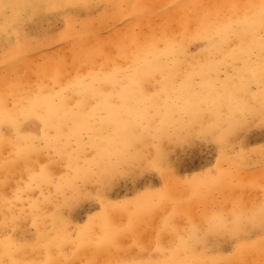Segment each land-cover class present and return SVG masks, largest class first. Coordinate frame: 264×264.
<instances>
[{
    "label": "bare ground",
    "instance_id": "obj_1",
    "mask_svg": "<svg viewBox=\"0 0 264 264\" xmlns=\"http://www.w3.org/2000/svg\"><path fill=\"white\" fill-rule=\"evenodd\" d=\"M8 2H54L77 7L26 19L23 25L52 27L54 19L61 16L65 22L63 38L47 32L39 36L43 46L61 39L69 42L70 56L58 48L41 50L45 62L36 65L20 54L34 43L33 36L23 30L19 45L12 51L5 49L0 36V63L11 65L0 72V259L5 258V232L20 238L14 232L18 227L26 238L28 226L35 231L14 259L32 264H72L62 262L69 248L73 258L84 259L94 253L86 264H98L109 253L112 260L124 261L132 249L126 246L129 232L139 244L136 251L140 249V259H148L149 253L151 259L162 258L154 251L157 245L169 248L179 236L196 235L216 241L207 247L209 257L226 256L223 238L207 233L209 218L220 213L205 211L195 216L194 224L186 226L185 234L177 238L167 228L154 240L145 241L147 233L141 228L171 210L175 213L171 219L177 221L197 201H206V196L194 189L184 202L169 206V196L185 195L186 181L178 182L173 173L177 163L170 161L178 148L214 142L222 157L264 158L261 147L252 146L250 139L240 134L242 130L264 129L258 98L254 100L244 91L252 75L247 69L258 62V37L217 35L218 29L242 18L245 12L229 5L259 4L260 0ZM93 11L100 20H94ZM107 18L123 19L132 26L130 32L119 39L117 29L111 26V32L104 33L96 25L112 20ZM78 19L82 25L75 28ZM149 34L152 39L135 44L136 38ZM12 71L13 75L7 74ZM251 87L257 91L255 84ZM5 98L11 102L10 112L4 109ZM245 106L253 107L255 115L239 112ZM6 119L17 126L18 136L10 134ZM202 132L208 135L200 138ZM187 139L193 142L187 143ZM154 159L162 161L156 171L165 184V199L154 202L146 190L118 202L107 199L114 173L128 172L129 160L135 162L134 169H145L151 168L148 165ZM208 174L219 192H237L245 197L244 203L250 201L246 198L254 187L245 183V176L232 185L227 168L210 169ZM97 192L103 193V208L86 225L71 224L66 208ZM257 198L264 199V190ZM129 208L133 209L132 217L127 216ZM249 210L242 207L235 213ZM124 215L131 222L120 230L117 223ZM101 235L112 243L92 249L90 244ZM140 240H144L142 244ZM245 258L264 264L259 244Z\"/></svg>",
    "mask_w": 264,
    "mask_h": 264
},
{
    "label": "rangeland",
    "instance_id": "obj_2",
    "mask_svg": "<svg viewBox=\"0 0 264 264\" xmlns=\"http://www.w3.org/2000/svg\"><path fill=\"white\" fill-rule=\"evenodd\" d=\"M163 8H157V11L161 10ZM92 17H94V20H100L99 14L96 11L92 12ZM123 17V16H122ZM127 19L126 17H124ZM112 19V18H107ZM105 19V20H107ZM113 20V19H112ZM110 20L108 23H105L104 25L99 24L98 26L100 29L104 30V33L111 32V29H108L111 26H115V29L118 31V37L123 38L126 37L128 32L131 30V25L128 26L126 22L120 18L116 19L113 22ZM81 20L78 19L75 22V28L81 26ZM63 26H65L64 19L61 16H58L54 19V23L52 27H47L46 25H43V28L38 29L35 26L31 25H25L23 27V30L27 33H29L31 36L34 37V43L28 44V47L25 51H23L22 56L29 57L30 60L33 61V64L36 65H42L44 61V57L41 54V50H47V51H54L58 48L62 51L64 50L66 56H70L71 54V45L64 39L53 41L51 44H48L47 46H43L41 43V37L39 36L41 33H50L52 36L58 38V34L63 32ZM114 29V30H115ZM136 30H139V28H135ZM80 48L79 46H77ZM52 49V50H49ZM2 48L0 46V59L2 56ZM15 61H17V57H13ZM9 65V66H7ZM5 64L4 62L0 63V72L7 71L9 68H11L10 64ZM74 65V64H73ZM9 75H13L12 73H7ZM176 113V112H173ZM177 114V113H176ZM169 131L172 132V129L169 128ZM241 137L245 136L247 137V141L250 139L249 144L255 147H261L264 145V129L260 128H253L248 133H246L245 130H242L240 132ZM236 145V144H235ZM186 148V149H185ZM185 148H178L175 150L176 157L171 159L170 161L175 162L177 160H180V163L176 165V168L173 170L174 177L178 179V182L180 180H185L184 183V193L185 195H177V196H169V206L173 208L178 202H184V200L190 196L188 193L190 190L195 189V193L198 192L199 194H203L206 196V201H197L195 203V206L192 207V209H186L182 215L181 218L177 221L174 219L172 220V216L175 214L173 210H171L169 213L165 214L164 216H158L155 221L150 224L149 226L142 227L141 231H146V238H143L145 241L154 240L155 237L158 235V233L162 229H169L170 231L174 232V236L177 238V235L180 233H184V228L186 226H191L194 224L195 216L201 215L205 211H207V214H216L220 213L222 215L227 216L230 218L234 212L239 211L242 207L249 208L253 207L254 204H259L260 199L257 198V194L264 190V158L262 159H254V158H243L241 159H232L229 158V155H224L225 157H222L219 155L218 151V145L214 142H210L207 145H197L195 144L194 147H185ZM228 152V151H227ZM226 152V153H227ZM175 160V161H174ZM238 165V168L236 167ZM217 167L221 168H227L229 170V178H233L232 185H237L241 182L240 176L245 179V183L253 186L254 188L251 189L250 192V198H246L250 200L249 202H243V197L241 194H238L237 192L227 194L221 193L218 191L217 188L214 187V185L211 183L212 178L208 174V170L214 169ZM129 171L126 173H114L112 177V186H110V189L108 190V197L107 199L118 202L123 200L125 197L131 198L134 193L139 191L146 190L149 194V196L152 198L154 202H159L163 199H161L159 196H157L156 190H163L165 192V184L160 178L158 172L154 168H145L141 169L139 167H136L134 169H128ZM135 172L137 175L135 178H133L132 173ZM191 177H195V180L190 181L189 179ZM206 181V184H205ZM206 186L208 188H206ZM167 187V185H166ZM168 189V187H167ZM94 192H96V187L93 189ZM167 196V194H166ZM165 196V197H166ZM187 196V197H186ZM94 195H87L84 197L80 202L74 203L72 206L66 208L69 213V221L71 224H79V225H86L92 216L97 214L99 210L103 208V205L98 202L97 199H94ZM245 198V197H244ZM126 215L122 216L118 221V229L123 230L127 227V225L131 222V220ZM127 216L132 217L133 216V209H128ZM26 232L28 236L25 238L22 229H19L18 227L14 230V232L20 236V238L23 239L24 244H27L29 241V238L32 236V233L35 231V229L32 226H28ZM185 234V233H184ZM73 237L76 236V233L72 234ZM78 237V236H77ZM76 237V238H77ZM105 236L101 235L97 238L101 239ZM75 238V239H76ZM96 240V241H97ZM143 240V241H144ZM142 240L139 241V243H143ZM92 249L95 246V242L90 244ZM126 246L132 247L131 251L127 253L125 260H140V249L138 248V251H136V248L139 246L138 243H135V235L132 232L128 233V238H126ZM163 249H167L166 244L163 245ZM145 250H150L148 246L145 245ZM113 252V251H110ZM94 253H90L87 255L84 259H78L73 258L72 250L69 248L66 250L65 256L62 259V262L70 261L72 264H86V259L91 261L93 259ZM112 254H105L101 257L100 261H98V264H118L119 261H114L111 259Z\"/></svg>",
    "mask_w": 264,
    "mask_h": 264
},
{
    "label": "snow or ice",
    "instance_id": "obj_3",
    "mask_svg": "<svg viewBox=\"0 0 264 264\" xmlns=\"http://www.w3.org/2000/svg\"><path fill=\"white\" fill-rule=\"evenodd\" d=\"M69 7H77L74 5L58 4L54 2H29V3H11L8 0H0V16L3 17V24L0 25V36L5 49L12 51L20 43L23 25L26 19H36L37 16H43L46 13L60 12ZM171 7H181L173 5ZM201 7H204L203 5ZM228 7L232 9L243 8L245 12L242 18L223 25L217 30L218 36L231 35L235 38H241L244 35H251L255 40L258 37V62L247 69L251 72V77L247 80L244 91L251 95L255 100L259 101V118L261 127L264 128V0H260L259 4H232ZM64 33L58 34L59 38H63ZM152 39L151 34L135 39V44L138 46L143 42ZM171 46V45H170ZM235 71V67L233 66ZM255 84L257 91H252V85ZM11 102L5 98L4 109L6 112L12 111L9 107ZM239 112H247L249 115H255V109L251 106H245L239 109ZM118 116V114H116ZM41 118V117H37ZM113 121H110V123ZM10 134L18 136L19 130L17 126L6 119ZM243 127V125H238ZM208 133H200V138L206 137ZM187 143H192L191 139L186 140ZM261 153L264 155V145L261 146ZM176 163H180L177 160ZM135 166V162L129 160V169ZM162 161L154 159L149 162L148 167L160 170ZM137 173L133 172L135 178ZM218 178H214V181ZM110 187V185H109ZM106 191V189H105ZM161 199L165 198L166 194L163 190H156L155 193ZM103 193L97 192L96 196L100 204H103ZM234 218H228L224 215H214L208 220L207 233L215 237H222V242L227 246L224 251L226 256H211L207 253L209 244L215 245V240H205L203 237L196 235L195 237L179 236L173 246L163 249L159 245L154 251L160 252L162 258L151 259L149 253L148 259L140 260H124L118 264H255V261L249 260L246 254L253 251L259 244L260 252L264 255V199H261L259 204H254L249 212L240 214L233 213ZM199 244L198 248L193 243ZM112 242L106 238L98 239L95 242L97 248L105 247ZM4 259H0V264H32V262H24L14 259L15 254L24 246L22 238L13 236L5 232L3 238Z\"/></svg>",
    "mask_w": 264,
    "mask_h": 264
}]
</instances>
